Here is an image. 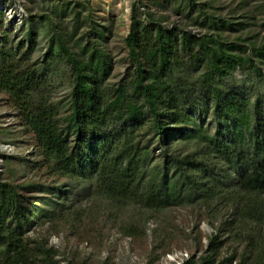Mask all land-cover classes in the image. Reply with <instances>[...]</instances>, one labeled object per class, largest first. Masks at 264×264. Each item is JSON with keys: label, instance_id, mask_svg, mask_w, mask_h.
<instances>
[{"label": "trees", "instance_id": "obj_1", "mask_svg": "<svg viewBox=\"0 0 264 264\" xmlns=\"http://www.w3.org/2000/svg\"><path fill=\"white\" fill-rule=\"evenodd\" d=\"M186 1L192 10L195 0ZM204 14L202 24L233 28ZM125 43L130 71L109 89L111 56L98 45L80 54L60 37L56 47L70 66L69 109L62 113L53 98V64L26 62L24 53L17 57L21 43L0 40V92L34 134L53 175L87 184L118 210L138 212L129 230L170 206L197 202L215 230L202 253L183 264H264V110L258 97L220 87L237 69L264 80V41L246 46L220 33L167 27L148 3L136 0ZM208 98L213 132L197 117ZM145 124L168 145L156 164ZM173 140L196 149L178 153ZM27 200L19 185L0 177V264H58L47 244L31 247L25 240L33 223Z\"/></svg>", "mask_w": 264, "mask_h": 264}, {"label": "rangeland", "instance_id": "obj_2", "mask_svg": "<svg viewBox=\"0 0 264 264\" xmlns=\"http://www.w3.org/2000/svg\"><path fill=\"white\" fill-rule=\"evenodd\" d=\"M134 1L0 0V40L11 46L21 43L17 57L24 53L26 62L38 67L53 64V98L65 113L69 109L70 66L65 53L56 47L60 37L80 54L86 46L104 49L113 64L105 86L116 87L131 67L125 37ZM144 1L167 27L175 24L196 35L220 33L224 41L236 40L246 46L264 41V0H195L192 10L186 0ZM204 13L233 23V28L202 24ZM220 87L251 99L258 97L264 110V80L255 82L237 69L232 77L220 80ZM213 106L212 99L201 100L197 112L199 123L211 132L216 127ZM143 133L156 164L168 145L160 142L149 124L143 126ZM173 143L178 153L196 149L193 143ZM0 177L19 185L28 199L33 223L25 240L31 247L47 244L56 251L58 264H183L202 253L215 230L197 202L170 206L129 230L131 220L140 217L138 212L130 207L118 210L87 191V184L68 182L51 173L34 134L21 123L4 92H0ZM66 182L69 185L64 186Z\"/></svg>", "mask_w": 264, "mask_h": 264}]
</instances>
